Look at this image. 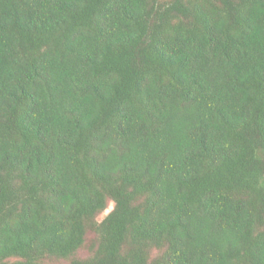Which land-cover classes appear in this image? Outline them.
Wrapping results in <instances>:
<instances>
[{"label":"trees","instance_id":"16d2710c","mask_svg":"<svg viewBox=\"0 0 264 264\" xmlns=\"http://www.w3.org/2000/svg\"><path fill=\"white\" fill-rule=\"evenodd\" d=\"M55 259L264 264V0H0V264Z\"/></svg>","mask_w":264,"mask_h":264},{"label":"rangeland","instance_id":"374dc122","mask_svg":"<svg viewBox=\"0 0 264 264\" xmlns=\"http://www.w3.org/2000/svg\"><path fill=\"white\" fill-rule=\"evenodd\" d=\"M112 206H113V203L112 202H110V204H109V206L107 207V209L106 210H104L102 213H100L98 216H97V218H98V220H100L111 208H112ZM91 236H93L91 233H88L87 234V238H88V240L91 238ZM80 255H84V254H86L87 252H86V249H84V248H81L80 250H79V252H78ZM50 262H53L52 264H67L66 263V261H64V260H58V259H55V260H51Z\"/></svg>","mask_w":264,"mask_h":264}]
</instances>
